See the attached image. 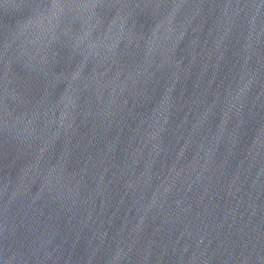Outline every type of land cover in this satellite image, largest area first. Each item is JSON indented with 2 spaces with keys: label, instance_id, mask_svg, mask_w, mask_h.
Returning a JSON list of instances; mask_svg holds the SVG:
<instances>
[{
  "label": "water",
  "instance_id": "1",
  "mask_svg": "<svg viewBox=\"0 0 264 264\" xmlns=\"http://www.w3.org/2000/svg\"><path fill=\"white\" fill-rule=\"evenodd\" d=\"M0 264H264V0H0Z\"/></svg>",
  "mask_w": 264,
  "mask_h": 264
}]
</instances>
